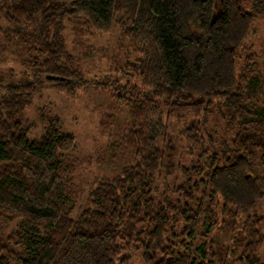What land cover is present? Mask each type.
Wrapping results in <instances>:
<instances>
[{"label":"trees","instance_id":"1","mask_svg":"<svg viewBox=\"0 0 264 264\" xmlns=\"http://www.w3.org/2000/svg\"><path fill=\"white\" fill-rule=\"evenodd\" d=\"M2 1L0 51L21 40L30 54L18 81L0 78V264H132L133 247L142 264H217L208 258L212 248L196 242L231 207L246 216L237 264H264V216L257 211L264 197V73L251 50L238 68L264 0L249 9L243 0ZM66 20L98 33L124 29L140 55L124 65L125 82L86 78L68 49ZM44 80L71 94L110 89L133 109L125 142L134 163L97 183L78 215L65 192L75 136L54 123L30 140L22 120ZM213 113L234 129L219 148L207 132ZM174 117L200 151L184 168L187 180L172 188L165 180L177 168L170 162ZM11 222L15 228L7 229Z\"/></svg>","mask_w":264,"mask_h":264},{"label":"rangeland","instance_id":"2","mask_svg":"<svg viewBox=\"0 0 264 264\" xmlns=\"http://www.w3.org/2000/svg\"><path fill=\"white\" fill-rule=\"evenodd\" d=\"M251 2L252 0H243L247 9L250 8ZM2 3L0 0V5ZM0 24L6 27V21L1 15ZM63 33L68 49L77 57L79 68L91 81L113 76L122 77L125 82L126 78L122 76L124 65L140 57L119 25L109 33H98L82 22L66 20ZM29 46L17 40L13 46L0 51V78L5 82L18 81L27 71ZM248 50L254 54L257 71L264 73V16L255 19L249 35L244 40L238 68L244 65L247 54L245 52ZM263 97L264 92L259 95L261 100ZM22 120L29 130L30 140L38 139L49 132L54 123H59L62 133L75 136L77 147L70 162L65 190L75 215H78L81 206L88 202L91 189L97 183L103 178L115 177L126 165L135 161L134 156L126 149L125 142V136L134 121L133 109L119 101L110 89L82 87L71 94L57 87L54 81L44 80L33 94ZM183 124L184 122L176 117L171 119V144L175 150L170 162L177 168L166 176L165 184L172 188L181 186L187 180L188 173L184 168L189 166L192 158L200 151V147H194L192 142L181 134ZM207 130L216 147L223 139L231 140L234 132V129L231 130L216 113L210 116ZM205 142L210 145L207 138ZM159 145H162V141ZM165 174L164 170L162 176ZM257 211L264 216V197L258 202ZM245 217L234 208H229L224 215H220L218 225L210 229L208 237L199 235L196 243L206 242L212 248L211 251L207 248L208 258L213 259L215 263L237 264L236 259L242 254L244 238L241 232H244ZM9 225L7 229H14L16 226L14 222ZM205 229L206 226L203 225L201 232ZM258 253L264 259V245ZM130 256L132 264H142L140 249L133 247Z\"/></svg>","mask_w":264,"mask_h":264},{"label":"water","instance_id":"3","mask_svg":"<svg viewBox=\"0 0 264 264\" xmlns=\"http://www.w3.org/2000/svg\"><path fill=\"white\" fill-rule=\"evenodd\" d=\"M47 78L48 79H57V76H55V75H48Z\"/></svg>","mask_w":264,"mask_h":264}]
</instances>
